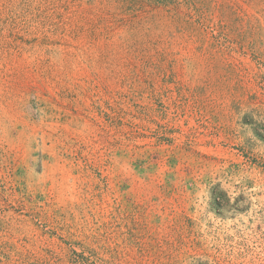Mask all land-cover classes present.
Instances as JSON below:
<instances>
[{
  "label": "rangeland",
  "instance_id": "obj_1",
  "mask_svg": "<svg viewBox=\"0 0 264 264\" xmlns=\"http://www.w3.org/2000/svg\"><path fill=\"white\" fill-rule=\"evenodd\" d=\"M0 264H264V0H0Z\"/></svg>",
  "mask_w": 264,
  "mask_h": 264
},
{
  "label": "clouds",
  "instance_id": "obj_2",
  "mask_svg": "<svg viewBox=\"0 0 264 264\" xmlns=\"http://www.w3.org/2000/svg\"><path fill=\"white\" fill-rule=\"evenodd\" d=\"M30 99H34L35 100V95L31 96ZM33 160L35 161V157H33Z\"/></svg>",
  "mask_w": 264,
  "mask_h": 264
}]
</instances>
